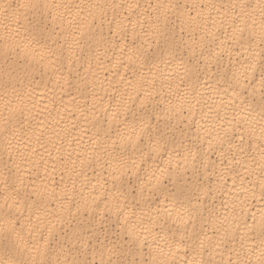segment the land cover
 I'll return each mask as SVG.
<instances>
[{
  "label": "snow or ice",
  "instance_id": "6c2138e0",
  "mask_svg": "<svg viewBox=\"0 0 264 264\" xmlns=\"http://www.w3.org/2000/svg\"><path fill=\"white\" fill-rule=\"evenodd\" d=\"M61 7L67 9V5L52 4L49 0H19L14 6L0 0V18L16 24L23 22L32 42L25 52L21 69H5L9 80L0 84L7 87L11 79L20 78V72L27 78L34 68L52 74L60 72L64 63L61 49L65 47L69 52L68 70L71 73L72 58L78 59V53H83L96 38L91 34L90 25H86L88 30L85 31L80 24L69 21V27L75 28L79 36L74 35L71 44L67 43V36L64 37L65 45L52 47L48 44L47 40L55 34L57 27L62 32L68 31L63 27V14L56 11ZM104 7L89 5L84 19L95 21L98 13L103 23ZM157 7H163L165 11L147 25L145 35H150V41L137 42L133 26L132 43L128 44V28L120 22L116 25L117 30L124 33L125 45L120 51L126 56L134 74H138L143 98L137 110L125 107L122 113L113 112L112 121L122 124L125 130H117L115 139L110 130L105 131L103 137L93 140L81 159L82 164L87 162L90 167L95 165L101 170L98 185L103 196V208L97 203L98 197L75 205L69 198L60 213L54 216L55 222L48 220L47 235L42 239L44 253L51 250L56 252L57 258L43 262L20 260L9 264H217L213 259L188 260L177 259V256L181 251L202 256L206 249H215L230 242L227 215L214 205L210 206V201L215 199L213 190L199 187L197 161L201 167L204 166L214 142L227 143L230 148L243 151L247 141L256 140L259 141L260 166L264 171V48L257 53L250 43L246 46L247 28L236 26L235 17L227 12L222 18L209 19L201 17V12H197L195 17L189 15L183 11L185 5L180 3ZM211 7L216 6L213 4ZM230 7L240 8L243 14L251 5L233 3ZM257 7L261 16L260 42L264 44V0H259ZM172 9L180 10L175 13L176 20L180 21L178 25L169 18L168 12ZM139 27L143 30L145 24L140 23ZM226 27L231 28L230 34L222 31ZM161 65L171 66L173 71L182 70L181 82L187 83L196 105L201 103L197 85L202 78L205 84H208L207 78L214 81L208 86L217 96L221 93L227 96L230 91V99H222V106L217 105L215 109L207 104L201 107L199 118L195 120V133H192L191 121L183 127L171 126L167 121L161 126L155 107H148L153 93L143 88L144 83L155 85ZM153 69L157 72L153 73ZM13 72H16L15 77ZM62 79L68 83L66 77ZM193 107L195 105L189 108L190 115ZM30 130L39 139L40 133L36 129ZM0 132L4 134V151L7 154V159L0 155V185L4 189L3 203H0V247L6 253H22L28 250L24 233L31 235L34 230L39 231L43 224L42 211L45 216L51 215L46 208L52 196L44 187L33 185L28 190L29 186L22 178L21 168L26 163L27 153L13 143L20 134V128L9 130L0 126ZM177 145L183 149L185 168L189 163L192 166L191 187L179 169L172 167L171 153L177 152ZM165 155L167 160L163 159ZM157 158L163 162V167L155 163ZM169 185H172L171 189ZM33 216L39 223H32ZM21 217L27 223L18 228L17 221ZM258 226L264 236V213ZM245 227L251 229L256 225L246 224ZM209 230L213 235L208 234ZM97 250L101 252L98 262L90 258ZM31 251L38 252L39 249L34 247ZM105 253L107 259H104ZM136 255L148 258L139 261L126 259ZM0 264L4 262L0 261ZM224 264H232V261ZM259 264H264V258Z\"/></svg>",
  "mask_w": 264,
  "mask_h": 264
},
{
  "label": "bare ground",
  "instance_id": "6f19581e",
  "mask_svg": "<svg viewBox=\"0 0 264 264\" xmlns=\"http://www.w3.org/2000/svg\"><path fill=\"white\" fill-rule=\"evenodd\" d=\"M4 2L14 6L19 0H4ZM49 3L67 5V9L61 7L56 11L63 14V27L68 31L62 32L60 27H57L55 34L47 40L48 44L52 47L65 45V36L68 37L67 43L71 44L73 36H79L75 28L69 27V21L80 24L85 31L88 30L86 25H90L91 34L96 39L90 42L91 46L83 53H78V59L72 58L71 73L68 70L69 52L65 47L61 49L64 63L60 72L52 74L34 68L27 78L24 77L23 72H20V78L11 79L7 87L0 84V126L9 130L14 127L20 128V134L13 143L27 153L26 163L21 168L22 178L29 186L28 190L33 185L44 187L52 196L47 201L46 208L47 213L51 215L45 216V213L41 212L43 224L39 231L34 230L31 235L24 233V240L28 245L27 251L6 253L0 247V261L4 264L29 259L43 262L57 258L56 252L51 250L47 254L44 253L42 239L47 235L48 220L60 213L63 204L69 198L72 205H75L85 200L90 202L93 197H98L97 203L101 209L103 208V196L98 185L101 170L95 165L90 167L87 162L82 164L81 159L93 140L98 136L103 137L105 131L110 130L112 138L115 139L117 130H125L122 124L112 121L113 112L122 113L125 107L137 110L143 98L138 74H134L126 56L120 51L125 45V40L122 39L124 33L117 30V22L129 30L128 44L132 43L133 26H135L137 42L145 39L150 41V35H145L148 32L147 25L165 11L163 7L157 6L180 3L185 5L183 11H187L193 17L197 12H201V17L209 19L222 18L226 12L231 14L235 17L236 26L247 28L246 46L250 43L257 53L264 48L259 36L261 22L260 10L257 7L259 0H49ZM233 3H242L251 7H247L242 14L240 8L230 7ZM91 4L105 6L103 23L96 9H92L97 13L95 21L91 18L84 19ZM113 4L118 7H111ZM213 4L215 8L211 7ZM177 11L180 10L172 9L168 15L170 20H175L178 25L180 21L175 17ZM140 23L145 24L143 30L139 27ZM222 31L227 35L231 33V28L226 27ZM184 35L187 39V32ZM31 44L27 27L23 22L16 24L11 20L0 18V82L9 80L4 72L5 69L17 71L21 69L25 52ZM152 71L157 72L156 69ZM181 73L182 70L173 71L171 66L166 68L161 65L155 85L149 86L144 83L143 88L153 93L152 103L148 107H155L161 126L167 121L171 126L183 127L191 121L192 133H195V120L199 118L200 108L207 104L215 109L217 105H221L222 99H230L231 94L229 91L227 96L223 93L217 96L213 88L208 86L214 84V81L207 78L208 84H205L202 78L197 85L201 93L199 97L201 103L196 105L187 83L181 82ZM15 76L16 72H13V77ZM62 77L68 79L67 84ZM192 105L195 107L192 108L193 114L190 115L189 108ZM165 108H170L171 111H161ZM204 111H207L206 107ZM153 119L155 122V117ZM30 129H36L40 133L39 139ZM3 135L0 132V155L7 159ZM258 143L259 141L256 140L247 141L243 151H240L236 147L230 148L227 143L214 142L204 166L201 167L197 161L199 187H210L213 190L212 195L215 199L210 201V206L214 205L221 213L227 215L226 227L231 239L227 245L206 249L202 256H196L191 251L187 254L181 251L177 259H213L217 264H224L229 260L232 264L242 261L247 264H259L264 258L262 255L264 236L261 235L258 226L261 214L264 213V191H262L264 171L260 166ZM176 147L179 154L171 153L172 167L179 169L189 180L191 187L192 166L189 163L185 168L183 149L179 145ZM204 147L207 145L205 144ZM15 155L13 151L14 158ZM163 159L167 160L168 156L165 155ZM155 163L164 166L159 158ZM169 188L171 189L172 185H169ZM3 195L4 189L0 185V203H3ZM25 223L27 221L21 217L17 221V227ZM32 223H39L35 216L32 217ZM73 223L75 224L76 221L74 220ZM85 223L87 224L86 220ZM246 224L256 227L249 229L245 227ZM208 234L213 235L210 230ZM34 247L39 251H31ZM144 251L146 253L147 248ZM90 258H95L98 262L101 258L100 250ZM147 258L140 255L126 257L137 261ZM104 259H107L106 253Z\"/></svg>",
  "mask_w": 264,
  "mask_h": 264
}]
</instances>
